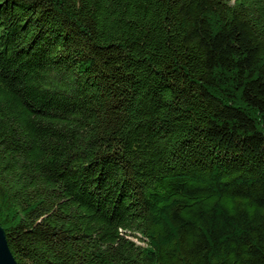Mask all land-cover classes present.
<instances>
[{
    "label": "trees",
    "instance_id": "1",
    "mask_svg": "<svg viewBox=\"0 0 264 264\" xmlns=\"http://www.w3.org/2000/svg\"><path fill=\"white\" fill-rule=\"evenodd\" d=\"M0 226L17 264H264V0H0Z\"/></svg>",
    "mask_w": 264,
    "mask_h": 264
},
{
    "label": "water",
    "instance_id": "2",
    "mask_svg": "<svg viewBox=\"0 0 264 264\" xmlns=\"http://www.w3.org/2000/svg\"><path fill=\"white\" fill-rule=\"evenodd\" d=\"M0 264H17L11 253L4 229L0 226Z\"/></svg>",
    "mask_w": 264,
    "mask_h": 264
}]
</instances>
